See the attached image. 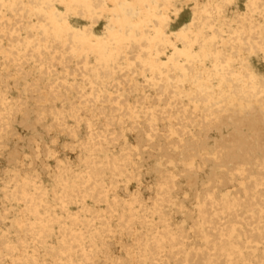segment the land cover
Segmentation results:
<instances>
[{
    "label": "bare ground",
    "instance_id": "1",
    "mask_svg": "<svg viewBox=\"0 0 264 264\" xmlns=\"http://www.w3.org/2000/svg\"><path fill=\"white\" fill-rule=\"evenodd\" d=\"M105 1L0 0V264H264V0Z\"/></svg>",
    "mask_w": 264,
    "mask_h": 264
},
{
    "label": "rangeland",
    "instance_id": "2",
    "mask_svg": "<svg viewBox=\"0 0 264 264\" xmlns=\"http://www.w3.org/2000/svg\"><path fill=\"white\" fill-rule=\"evenodd\" d=\"M178 1V3L179 2H183V3H185V4H191L193 1L192 0H177ZM108 5L110 4L107 0L105 1ZM238 7H240V5H237ZM236 6V7H237ZM82 22H84V23H89V20H87V19H85V20H82ZM82 22H80V23H82ZM103 23H104V21L102 20V22H100V19H99V21H97L96 23H95V27H94V30L97 32V33H102L103 32ZM169 29H171V27H169ZM171 30H176V27H172V29ZM148 179H151V177H150V175H148ZM147 179V180H148Z\"/></svg>",
    "mask_w": 264,
    "mask_h": 264
}]
</instances>
